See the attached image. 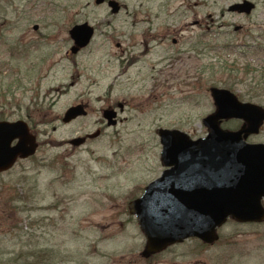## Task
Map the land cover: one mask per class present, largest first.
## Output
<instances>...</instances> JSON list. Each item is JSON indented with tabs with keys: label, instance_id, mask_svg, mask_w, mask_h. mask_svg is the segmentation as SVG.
Segmentation results:
<instances>
[{
	"label": "rangeland",
	"instance_id": "1",
	"mask_svg": "<svg viewBox=\"0 0 264 264\" xmlns=\"http://www.w3.org/2000/svg\"><path fill=\"white\" fill-rule=\"evenodd\" d=\"M113 1L116 15L94 0H0V120H24L38 142L0 174V264H264V220L144 259L126 209L163 171L157 129L206 136L211 87L264 107V0ZM242 1L251 14L227 11ZM82 23L93 37L71 55L67 32ZM79 102L87 116L63 124ZM117 104L107 127L102 110ZM248 141L264 143V124Z\"/></svg>",
	"mask_w": 264,
	"mask_h": 264
},
{
	"label": "water",
	"instance_id": "2",
	"mask_svg": "<svg viewBox=\"0 0 264 264\" xmlns=\"http://www.w3.org/2000/svg\"><path fill=\"white\" fill-rule=\"evenodd\" d=\"M105 1L94 0V4ZM107 6L112 14L119 11L115 1H107ZM253 7L244 1L228 11L249 14ZM68 35L74 44L70 51L75 54L88 45L93 29L83 23L73 26ZM210 95L215 111L202 120L208 130L204 138L191 140L178 130H156L160 161L166 169L144 188L140 198L127 204L128 214L135 217L145 238L141 254L145 259L189 238L211 244L218 238L216 228L227 218L239 223L264 219V144L245 142L248 136L258 134L264 109L239 102L228 90L211 88ZM85 115L82 105L71 107L62 122ZM102 115L108 126L115 125V112L105 110ZM231 119L244 123L237 131L219 127L222 120ZM95 136L97 133L90 138ZM83 142L75 139L70 144ZM36 148L35 137L24 122H0V172L11 168L18 158L31 157Z\"/></svg>",
	"mask_w": 264,
	"mask_h": 264
},
{
	"label": "flooded vegetation",
	"instance_id": "3",
	"mask_svg": "<svg viewBox=\"0 0 264 264\" xmlns=\"http://www.w3.org/2000/svg\"><path fill=\"white\" fill-rule=\"evenodd\" d=\"M172 44H176V39H173L172 40ZM18 67H19V64H18ZM17 92H19L20 93V73H19V77H18V89H17ZM79 103H81V102H79ZM78 103V104H79ZM106 109H111V110H117L118 111V113H117V111H116V113H117V118H116V121L118 120V114H120V113H122V111H123V109H124V106H122V104H117L115 107H107ZM226 124L227 123H225V122H223L222 124H221V126L223 127V128H226ZM238 124V127L236 128V129H238L239 128V126H240V124L239 123H237ZM160 176V175H159Z\"/></svg>",
	"mask_w": 264,
	"mask_h": 264
},
{
	"label": "trees",
	"instance_id": "4",
	"mask_svg": "<svg viewBox=\"0 0 264 264\" xmlns=\"http://www.w3.org/2000/svg\"><path fill=\"white\" fill-rule=\"evenodd\" d=\"M16 83H17V79H16ZM12 86H15V85H11V84L5 85L6 93L10 92V89H11ZM15 87H17V85ZM6 95H7V97H9L8 95H10V94H6Z\"/></svg>",
	"mask_w": 264,
	"mask_h": 264
}]
</instances>
